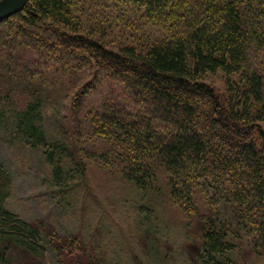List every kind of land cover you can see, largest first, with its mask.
Listing matches in <instances>:
<instances>
[{"label": "trees", "instance_id": "16d2710c", "mask_svg": "<svg viewBox=\"0 0 264 264\" xmlns=\"http://www.w3.org/2000/svg\"><path fill=\"white\" fill-rule=\"evenodd\" d=\"M0 124L55 181L94 169L173 209L194 264L264 256V0H29L0 22ZM11 184L0 164V264H106L9 212Z\"/></svg>", "mask_w": 264, "mask_h": 264}, {"label": "rangeland", "instance_id": "374dc122", "mask_svg": "<svg viewBox=\"0 0 264 264\" xmlns=\"http://www.w3.org/2000/svg\"><path fill=\"white\" fill-rule=\"evenodd\" d=\"M208 81L216 88L221 82L218 76H210ZM61 103L44 118L49 139L61 138ZM0 164L12 180L11 193L5 200L9 212L24 222L39 221L62 238L79 239L82 250L93 252L94 258L106 264L195 263L199 252L197 230L187 228L173 209L124 189L114 178L108 179L94 169L85 185L77 175L65 174L55 181L41 148L29 147L1 124ZM238 253L235 260L240 264H264V256L255 258L248 249ZM44 256L46 264H55L49 250ZM75 257L79 261L87 259L76 253L67 258L66 264H76Z\"/></svg>", "mask_w": 264, "mask_h": 264}, {"label": "water", "instance_id": "95a60500", "mask_svg": "<svg viewBox=\"0 0 264 264\" xmlns=\"http://www.w3.org/2000/svg\"><path fill=\"white\" fill-rule=\"evenodd\" d=\"M28 3L29 0H0V22L22 12Z\"/></svg>", "mask_w": 264, "mask_h": 264}]
</instances>
